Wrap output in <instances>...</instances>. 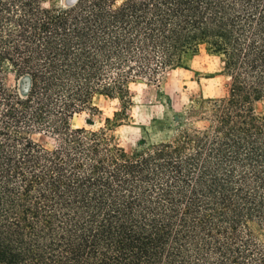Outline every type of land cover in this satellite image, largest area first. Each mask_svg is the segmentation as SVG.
Returning a JSON list of instances; mask_svg holds the SVG:
<instances>
[{"label":"trees","instance_id":"16d2710c","mask_svg":"<svg viewBox=\"0 0 264 264\" xmlns=\"http://www.w3.org/2000/svg\"><path fill=\"white\" fill-rule=\"evenodd\" d=\"M48 1L0 0V264H264V0ZM202 49L226 93L117 142L131 85ZM98 96L123 109L75 126Z\"/></svg>","mask_w":264,"mask_h":264},{"label":"rangeland","instance_id":"374dc122","mask_svg":"<svg viewBox=\"0 0 264 264\" xmlns=\"http://www.w3.org/2000/svg\"><path fill=\"white\" fill-rule=\"evenodd\" d=\"M58 3L67 5L65 0H49L46 5ZM223 59L220 55L206 49L190 59L186 67L166 71L160 82L140 80L131 85L132 104L128 107V117L114 127L111 133L126 149L138 148L142 139L151 142L173 137L183 125L185 108L196 97L222 96L227 91L229 77L222 74ZM14 74L8 77L11 86H19L23 92L26 83ZM98 111L89 109L79 113L73 119L75 126L93 129L105 126L107 117H114L116 111L123 109L119 99L98 96L95 99ZM42 143L52 146L54 138L46 134H37Z\"/></svg>","mask_w":264,"mask_h":264},{"label":"water","instance_id":"95a60500","mask_svg":"<svg viewBox=\"0 0 264 264\" xmlns=\"http://www.w3.org/2000/svg\"><path fill=\"white\" fill-rule=\"evenodd\" d=\"M76 1H77V0H65V3H66L67 5H72V4H74ZM22 80L26 83V86L23 88V89H24L23 92L25 93V92H26V89H27L28 78H27V77H24Z\"/></svg>","mask_w":264,"mask_h":264},{"label":"bare ground","instance_id":"6f19581e","mask_svg":"<svg viewBox=\"0 0 264 264\" xmlns=\"http://www.w3.org/2000/svg\"><path fill=\"white\" fill-rule=\"evenodd\" d=\"M28 91V90H27Z\"/></svg>","mask_w":264,"mask_h":264}]
</instances>
